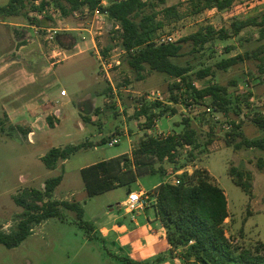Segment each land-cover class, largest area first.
I'll return each instance as SVG.
<instances>
[{
  "label": "rangeland",
  "instance_id": "374dc122",
  "mask_svg": "<svg viewBox=\"0 0 264 264\" xmlns=\"http://www.w3.org/2000/svg\"><path fill=\"white\" fill-rule=\"evenodd\" d=\"M42 1L48 5L36 11L34 8L40 7ZM8 2L0 0V6ZM191 2L167 0L161 5L153 1L157 11L176 5L182 13L181 20L165 22L158 37L174 35L180 40L206 26L231 31L234 21L264 13V0H235L226 11L210 9L198 14L193 13ZM11 22L29 26L34 23L43 29L34 35L43 55L30 61L21 60L19 54L0 53V232L14 231L23 218L24 209L15 201L19 194L24 190H44L48 179L60 175L63 180L52 200L78 203L85 211L84 221L101 226L108 220L109 207L119 213L117 204L127 199L128 187L90 197L80 170L128 152L132 145L135 149L142 139L194 132L193 144L180 147L174 161L153 159L155 169L162 168L165 176L159 173L145 176L140 185L152 189L163 181L174 183L184 173L206 170L228 199L227 236L242 247L264 242V151L235 149L233 146L241 138L233 139L230 133L231 125L240 123L246 138L264 137V129L252 121L257 114H264V75L259 73L258 61L253 58L227 70L217 68L222 60L251 55L262 43L258 27L246 28L229 39L214 40L204 50L194 51L193 42H185L182 56L173 59L190 69L185 89L188 84L196 89L209 85L227 89L230 104L225 115L214 109L211 98L197 101L192 90L174 88L178 80L167 74L147 69L144 78L139 79L123 63L126 52L120 34L115 32L119 24L108 15L84 8L65 16L53 0H38L28 2L21 15L0 19V29L8 30L9 25L3 23ZM7 37L4 36L2 47L12 50L14 45L10 42L8 45ZM106 48L110 50L106 52ZM209 68L211 74L199 78L198 72ZM62 91L67 97H60ZM99 92L101 96L95 98L100 105L91 110L83 99ZM157 102L161 108L151 111L157 117L150 126L147 118L138 114L143 104L153 107ZM36 106L41 109L32 122L25 110ZM55 108L61 110L60 115L53 113ZM164 108L168 112L161 116ZM172 108L177 114L173 115ZM114 137H119L120 143L109 147L108 142ZM84 143L88 146L73 153L67 161L60 160L54 170L48 169L42 160L53 148ZM231 167L250 175V194L235 185L229 175ZM63 212L64 220H47L20 246L8 249L0 245V264H121L107 260L98 247L100 244L89 241V233L79 223L76 212L68 209ZM177 250L183 257L186 247ZM181 263L199 264L194 258L184 257Z\"/></svg>",
  "mask_w": 264,
  "mask_h": 264
},
{
  "label": "trees",
  "instance_id": "16d2710c",
  "mask_svg": "<svg viewBox=\"0 0 264 264\" xmlns=\"http://www.w3.org/2000/svg\"><path fill=\"white\" fill-rule=\"evenodd\" d=\"M38 0H9L0 6V19L19 16L26 9L27 3ZM155 0H123L113 2L109 6H102V0H53L62 14L68 16L82 9H88L92 13L99 11L119 24L122 48L126 55L123 63L128 69L143 79V73L148 69L150 72L164 73L175 78L178 82L174 85L177 90L193 92L195 99L204 100L211 98L214 109L217 112L228 115L230 104L227 98V89L219 85H209L202 89H196L191 84L184 88L189 80L190 69L174 62V58L182 56L183 43L192 41L194 51L204 50L205 46L214 40L229 39L232 35H239L244 29L258 27L261 31L262 43L247 58L237 55L222 60L217 64L219 70H227L230 67L243 62L248 58L258 61V70L264 75V13L260 17L240 19L232 23L231 31L222 28L216 30L212 26H206L197 33L178 40L175 43L159 44V31L164 28L165 22L170 23L182 19V13L178 6H170L156 10L153 3ZM161 5L167 0H157ZM235 0H192V11L195 14L216 9L219 12L231 8ZM47 3H41L36 11L45 9ZM162 17L160 19L159 17ZM38 24L42 22H37ZM110 49L106 48V52ZM211 74V69L198 72L199 78ZM178 103V99H175ZM161 108L157 102L152 106L142 105L139 116H145L151 126L156 114L151 111ZM174 109V108H172ZM167 109L160 112L161 116L167 113ZM173 115L176 110L171 111ZM51 128L54 124L51 118L47 119ZM253 123L260 129H264V114H257ZM241 124L231 125V135L241 141L233 147L237 150L242 148L259 149L264 151V137L248 139L241 130ZM2 130L0 124V131ZM194 132L185 134H173L165 138H148L140 140L139 146L133 149L132 159L125 154L116 158L98 162L81 170L85 183V189L90 197L98 196L112 191L117 187L127 186L128 195L133 192L140 177L161 174L165 172L155 169L153 159L159 161H174L178 149L182 146L193 144ZM232 146V141L228 140ZM86 143L65 148H53L42 157L48 169L54 170L60 160H68L71 155L84 147ZM229 175L236 186L245 193L250 194L252 180L249 174L235 167L229 169ZM63 177L57 176L48 179L44 190H24L16 198V204L24 209V216L17 228L10 232H0V245L8 249L20 246L32 233L34 226L42 222L57 218L64 220L63 209L74 211L81 226L90 228V224L84 221V209L78 203L52 200L56 188L61 184ZM180 183L160 184L154 189V206L157 215L167 232V239L173 250L186 247L184 258H194L199 264H264V242H258L255 246L242 247L233 242L227 236L226 220L229 218L228 199L224 189L217 183L206 170H196L193 174L184 173L179 177Z\"/></svg>",
  "mask_w": 264,
  "mask_h": 264
},
{
  "label": "crops",
  "instance_id": "0c3cea01",
  "mask_svg": "<svg viewBox=\"0 0 264 264\" xmlns=\"http://www.w3.org/2000/svg\"><path fill=\"white\" fill-rule=\"evenodd\" d=\"M3 24L7 26L9 25L10 28L8 30L0 29L1 54L8 55V53H12L16 56L19 54V58L21 60L30 61L39 58L40 55H43V51L38 48V45L40 46L38 37L34 36L37 35L36 28H38L34 23L31 24V26L23 25L17 22ZM4 36H8L6 41H8V45L9 42L13 44L14 49L5 50V48L2 47V44L4 43ZM19 43H21V45L18 47ZM101 94L102 93L100 92L95 94L91 93L83 100L86 103H89L91 110H94L100 105L95 97L101 96ZM56 97L59 98V94H57ZM60 97H67V93L65 96L60 95ZM79 104H82L81 100ZM40 109V106H36L33 109L25 110L27 114H29L32 122L36 121V116ZM55 109L56 110H53V113L60 115L61 110L58 108ZM79 111H81V109ZM92 120L94 121L95 119ZM133 149L134 147L132 145L128 152L120 153L101 161L116 158L125 154L129 155L132 159ZM96 163L98 162L92 163L86 167ZM143 177H140L137 183L132 186L133 189L136 188V191H152L160 184L166 182H160L153 186L152 189H144L140 185V179ZM125 201L117 204L119 213L114 212L115 210L113 209V206L109 207V211L106 212L108 220L101 226L90 224V228L86 227V231L89 233V241L100 244L98 247L103 251L107 260L116 261L121 264H182L181 260L183 257L178 255L180 250H173L169 244L166 229L163 227L157 215L154 204L144 206L131 212L123 206ZM46 221L35 226L31 235L35 233L37 227L41 226ZM110 247H114V249H109Z\"/></svg>",
  "mask_w": 264,
  "mask_h": 264
},
{
  "label": "built area",
  "instance_id": "2783aa9c",
  "mask_svg": "<svg viewBox=\"0 0 264 264\" xmlns=\"http://www.w3.org/2000/svg\"><path fill=\"white\" fill-rule=\"evenodd\" d=\"M123 0H102V6L106 7L109 6L113 2H122ZM97 14H101L99 11H95ZM103 16H106V14H101ZM42 28H36L37 34H39V31H42ZM179 38H175L174 35H167V36H160L156 39V41L160 44H170L175 43L178 41ZM62 96L66 95L65 91L61 92ZM160 97V96H159ZM120 143L119 137H114L108 142L109 147L116 146ZM180 180H176L174 184H179ZM154 191H133L128 195L127 200L124 203V207L128 209L129 211L133 212L139 208H142L144 206H150L155 203L156 199L154 198Z\"/></svg>",
  "mask_w": 264,
  "mask_h": 264
}]
</instances>
